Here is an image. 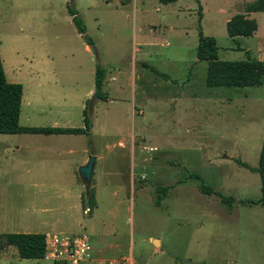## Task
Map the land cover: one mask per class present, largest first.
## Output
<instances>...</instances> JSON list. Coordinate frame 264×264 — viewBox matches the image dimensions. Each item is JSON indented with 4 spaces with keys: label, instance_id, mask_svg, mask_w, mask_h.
I'll list each match as a JSON object with an SVG mask.
<instances>
[{
    "label": "rangeland",
    "instance_id": "obj_1",
    "mask_svg": "<svg viewBox=\"0 0 264 264\" xmlns=\"http://www.w3.org/2000/svg\"><path fill=\"white\" fill-rule=\"evenodd\" d=\"M67 4L0 0V60L5 79L22 87L20 126L82 127L96 66L106 91L93 101L87 134H0V181L5 174L21 182L5 195L7 214L21 224L0 232H84L92 255L80 264H264L263 210L252 203L259 178L235 162L257 164L264 82L207 86L206 62L195 58V16H169L155 0H73L92 54ZM261 16L254 37L207 34L218 59H244L236 47L256 58ZM88 156H97L91 174L101 175L89 216L71 208ZM199 185L232 201L202 195ZM0 264L67 263L21 259L9 246Z\"/></svg>",
    "mask_w": 264,
    "mask_h": 264
},
{
    "label": "trees",
    "instance_id": "obj_2",
    "mask_svg": "<svg viewBox=\"0 0 264 264\" xmlns=\"http://www.w3.org/2000/svg\"><path fill=\"white\" fill-rule=\"evenodd\" d=\"M168 3L173 0H159ZM198 1V0H195ZM66 11L71 18L76 31L81 34L87 46L92 45L91 39L85 34V27L77 17L76 10L72 5H66ZM245 12H264V0H253L245 5ZM256 30V22L247 18L244 13L232 15L225 23V32L228 37L249 36ZM197 60H204L206 68L204 82L207 86L244 87L259 86L264 82V62L246 56L239 60H220L217 58V46L212 36L197 32L195 47ZM104 70L96 66L93 72V93L98 99H104L106 91L103 90ZM22 87L20 83L9 82L5 79L0 60V133H39V134H87L91 128V120L87 113V104L82 109V127H54V126H20L18 115L21 102ZM235 162L257 173L259 178L260 195L252 203H258L262 207L264 217V141L260 145L257 164L255 167L248 166L238 159ZM198 189L204 194H214L222 204L232 201L231 196H223L210 187L199 185ZM163 190V188L161 189ZM159 199L158 190L156 202ZM81 209L88 215L94 205V189L89 187L82 191L79 196ZM89 216V215H88ZM5 246H13L17 256L21 259L39 260L44 256V234L40 232H6L0 233V249Z\"/></svg>",
    "mask_w": 264,
    "mask_h": 264
},
{
    "label": "crops",
    "instance_id": "obj_3",
    "mask_svg": "<svg viewBox=\"0 0 264 264\" xmlns=\"http://www.w3.org/2000/svg\"><path fill=\"white\" fill-rule=\"evenodd\" d=\"M115 1L120 5H125V4H128V2H129V0H115ZM135 1L136 0H131V3H134ZM155 1H157L158 3L163 5V7L165 9V14H167L169 16L174 15L175 17H177L178 15H182L183 13L193 14L195 16L196 26H197L196 43H197V32H198V30H200V32L203 35H207V34H213L210 32H214V29L216 28L219 30L218 32L221 33L220 29L224 28V30H225L226 21L232 15H234L236 13H244L247 18H252L255 20L256 30L251 35H249L250 37H254V35L258 29V18H257V16L260 17L262 15L261 20L264 23V12H262V11L245 12L244 11L245 5L252 2L253 0H226V1H224V0H198V1H195V0H173V1L168 2V3H161L159 0H155ZM223 2H225L226 4H224ZM155 9L158 10L157 7H155ZM169 28L171 29L172 26L169 25ZM237 37H241V36H234V37H228V38H230L231 40L234 41V40H236ZM88 47L89 46L84 44V48L86 50L88 49ZM236 48L239 50H243L246 56L251 57L249 55L250 50L248 48H245V49L242 47H236ZM255 52H256V58L255 59H258V60H261L264 62V46L257 45L255 47ZM257 56H259V57H257ZM251 58H254V57H251ZM236 60H239V59H236ZM83 107H84V104H83ZM0 134H2V133H0ZM11 134H13V133H11ZM32 134H39V133H32ZM42 135H52V134H42ZM75 135H80V134H75ZM3 146H4L5 150H7L9 147L8 144H3ZM86 159L85 158L82 159L81 165L86 162ZM95 159H97V156L94 157V160ZM2 175H3L2 178H4V181L3 182L0 181V227L6 226L7 224L20 225L21 220L10 219L9 215L7 214L6 207H5V195L7 194L6 186H10L12 184V185H15L14 188L19 187L21 185V182L12 183V182L6 181L5 174H2ZM21 177H22V174H17L15 176V178L18 181L20 180ZM100 178H101L100 174H91L90 180L92 181L91 187L94 189V200H95V194H96V187L100 184ZM80 194H81V191H79L77 189V184L75 181V195H74L75 202L71 206V208H73L74 210H77V208H79L81 210L80 201H79ZM202 195H204V193H202ZM205 195H207V194H205ZM95 207H96V200H95V205H94L92 210H94ZM93 212L94 211H92V213ZM81 214L85 215V212L83 210H81ZM92 216H93V214H91V217ZM77 222L79 223V221H77ZM78 225L79 224H77V226ZM0 233H6V232H0ZM40 233L46 234L49 232H40ZM58 233H62V232H58ZM76 233H78V232H76ZM68 234H74V233H68ZM89 243H90V241H89ZM5 247H9V246H5ZM90 247H91V245H90ZM91 253H92V249H91Z\"/></svg>",
    "mask_w": 264,
    "mask_h": 264
},
{
    "label": "built area",
    "instance_id": "obj_4",
    "mask_svg": "<svg viewBox=\"0 0 264 264\" xmlns=\"http://www.w3.org/2000/svg\"><path fill=\"white\" fill-rule=\"evenodd\" d=\"M44 244L45 251L42 259H48L54 263L80 264L91 257L89 238L84 232L46 233ZM118 264H126V262Z\"/></svg>",
    "mask_w": 264,
    "mask_h": 264
},
{
    "label": "water",
    "instance_id": "obj_5",
    "mask_svg": "<svg viewBox=\"0 0 264 264\" xmlns=\"http://www.w3.org/2000/svg\"><path fill=\"white\" fill-rule=\"evenodd\" d=\"M69 4L71 5L73 0H68ZM88 50L92 53V54H96L95 50L93 47H88ZM96 95L93 93L91 95L90 100L87 102V112L88 114L91 111L92 105H93V101L95 100ZM93 161H94V157L93 156H88L86 159V162L80 166H78L77 168V176L83 186L84 191H87V189L89 188V183H90V178H91V173H92V166H93Z\"/></svg>",
    "mask_w": 264,
    "mask_h": 264
}]
</instances>
